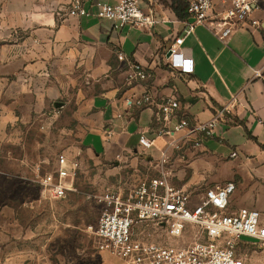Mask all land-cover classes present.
<instances>
[{"label": "crops", "instance_id": "0c3cea01", "mask_svg": "<svg viewBox=\"0 0 264 264\" xmlns=\"http://www.w3.org/2000/svg\"><path fill=\"white\" fill-rule=\"evenodd\" d=\"M38 1L42 4L35 10L21 11L25 36L17 82L22 96L33 97L30 111L45 116L50 108L61 113L72 106L80 144L96 159L141 155L142 163L159 174L165 156L175 187L198 193L232 182L236 190L228 212L246 208L264 217V21L260 28L238 30L224 43L202 25L184 34L191 17L179 19L174 8L188 9V0H140L156 23L120 30L105 20L68 16L69 0ZM119 1L84 0V6ZM179 36L185 38L183 47L192 49L191 73L169 64L170 44ZM118 53L126 61H119ZM128 63L142 66L149 78L129 84ZM256 70L261 77H255ZM68 88L72 99L62 102ZM144 93L153 105H128ZM167 98L181 105L168 127L181 119L191 125L208 122L225 106L229 111L213 138L195 147L183 130L159 134L164 124L157 120V105ZM141 136L155 140L150 150L139 145Z\"/></svg>", "mask_w": 264, "mask_h": 264}, {"label": "built area", "instance_id": "2783aa9c", "mask_svg": "<svg viewBox=\"0 0 264 264\" xmlns=\"http://www.w3.org/2000/svg\"><path fill=\"white\" fill-rule=\"evenodd\" d=\"M140 0H120L114 5L93 3L85 8L84 0H69L68 16L86 17L109 22L114 30L124 27L145 29L156 23L151 14L140 8ZM191 21L185 23L184 34H192L196 26H205L221 42L226 43L238 30L260 28L264 21V0H188ZM184 36L174 39L169 47L170 65L181 73L192 72V49L183 47ZM119 61L125 57L117 54ZM129 84L146 81L148 72L140 65L128 63ZM255 77L262 71L256 70ZM154 104L147 93L128 101L134 108ZM180 103L175 98L164 99L157 105V120L164 126L159 134L185 131L186 138L194 139L195 147L213 138L221 118L229 107L225 106L208 122L189 124L181 119L172 127L167 124L176 117ZM154 139L141 136L139 145L144 150L154 146ZM236 154L232 153L231 157ZM167 157L159 160L157 177L141 180L133 188L124 186L108 189L99 196L103 210L95 229L98 247L121 259L124 264H245L239 252L241 245L254 240L264 247V217L257 210L241 208L229 213L230 198L236 186L228 182L207 188L194 199L193 193L175 187L166 171ZM77 163L60 154L55 167L46 171L42 164L35 168L32 182L51 198L60 200L73 191ZM152 226L165 233L166 239H148L145 231ZM188 229H195L203 241L195 240L181 245L180 238Z\"/></svg>", "mask_w": 264, "mask_h": 264}, {"label": "rangeland", "instance_id": "374dc122", "mask_svg": "<svg viewBox=\"0 0 264 264\" xmlns=\"http://www.w3.org/2000/svg\"><path fill=\"white\" fill-rule=\"evenodd\" d=\"M40 4L38 0H0V264H124L98 247L95 229L103 210L99 196L120 186L133 188L158 173L142 163L141 155L104 161L86 152L72 106L61 113L50 108L45 116L30 111L33 97L22 96L17 82L25 36L21 11L35 10ZM64 7L61 3L62 11ZM72 96L68 88L61 101L68 102ZM60 154L78 167L73 191L56 200L32 178L38 164L52 170ZM205 189L193 193L194 199ZM145 233L150 240L166 239L164 232L152 226ZM195 240L204 238L188 229L179 243L189 245ZM240 241L250 243L239 248L245 264H264V247L248 238Z\"/></svg>", "mask_w": 264, "mask_h": 264}, {"label": "trees", "instance_id": "16d2710c", "mask_svg": "<svg viewBox=\"0 0 264 264\" xmlns=\"http://www.w3.org/2000/svg\"><path fill=\"white\" fill-rule=\"evenodd\" d=\"M174 9H175L176 14L178 15L179 19H184V18L189 16L188 9L185 7L182 8V10H178L177 8H174ZM181 13H182V15H181Z\"/></svg>", "mask_w": 264, "mask_h": 264}]
</instances>
